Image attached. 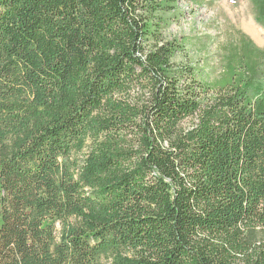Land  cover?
Returning <instances> with one entry per match:
<instances>
[{
    "label": "trees",
    "instance_id": "trees-1",
    "mask_svg": "<svg viewBox=\"0 0 264 264\" xmlns=\"http://www.w3.org/2000/svg\"><path fill=\"white\" fill-rule=\"evenodd\" d=\"M180 1L0 0V264H264V49Z\"/></svg>",
    "mask_w": 264,
    "mask_h": 264
},
{
    "label": "rangeland",
    "instance_id": "rangeland-1",
    "mask_svg": "<svg viewBox=\"0 0 264 264\" xmlns=\"http://www.w3.org/2000/svg\"><path fill=\"white\" fill-rule=\"evenodd\" d=\"M244 15L263 31L261 37H255L245 29ZM169 17L166 36L183 41L184 51L178 62L193 64L198 72L216 76L220 71L224 45L239 32L248 35L264 49V27L256 20L251 0H181L177 11ZM192 123L187 120L185 126Z\"/></svg>",
    "mask_w": 264,
    "mask_h": 264
},
{
    "label": "bare ground",
    "instance_id": "bare-ground-1",
    "mask_svg": "<svg viewBox=\"0 0 264 264\" xmlns=\"http://www.w3.org/2000/svg\"><path fill=\"white\" fill-rule=\"evenodd\" d=\"M243 25L247 31H249L255 37H261L263 31L258 29L251 21H248L245 15L243 16Z\"/></svg>",
    "mask_w": 264,
    "mask_h": 264
}]
</instances>
